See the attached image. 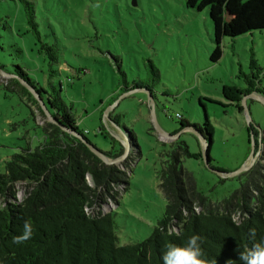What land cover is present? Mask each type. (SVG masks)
I'll return each mask as SVG.
<instances>
[{
    "label": "rangeland",
    "instance_id": "obj_1",
    "mask_svg": "<svg viewBox=\"0 0 264 264\" xmlns=\"http://www.w3.org/2000/svg\"><path fill=\"white\" fill-rule=\"evenodd\" d=\"M31 1L42 39L57 43L60 48L61 63L55 66L59 74L50 80L47 57L39 51L37 37L28 31L30 27L18 0H0V17L11 25V29L1 30L5 50H0V63L7 72L16 65L28 68L47 90L51 84L60 88L62 99L73 104L80 128L88 131L86 136L98 149L110 152L120 143L123 145L122 155H104V164L115 165L122 178L112 184V189L99 188L106 199L103 197L94 211L113 212L119 245L148 238L163 217L167 196L172 193L166 185V194L159 176L168 165L172 147L183 140L190 151H203L194 134L180 131L177 113L201 124L204 111L207 113L214 126L210 149L213 168L237 171L255 156L252 166L259 165V182H264V102L241 88L246 86L243 73H250L252 53L264 69V29L237 37L225 36L223 54L212 62L210 54L215 43L208 9L188 8L187 0ZM151 64L160 74L154 88L155 104L148 101L145 91L118 100L124 94L120 92L122 76L118 67L128 81L142 84L152 75ZM9 78L0 74V173L9 156L29 142L37 145L43 138V128L53 123L28 98L16 92L17 88L7 89ZM262 81L264 85V76ZM244 101L249 111L239 112L237 107ZM153 107L168 136L155 129ZM248 114L252 120L253 155L252 143L248 142ZM115 115H122L123 127L111 121ZM183 166L188 173L181 175L180 184L187 197L194 199L196 214L202 213L203 207L192 198L191 191L222 204L245 181L244 176L239 179L238 175H220L207 168L203 159L186 157ZM90 185H94L91 179ZM15 187L22 198L25 188L20 184ZM247 188L248 195L257 194L249 184ZM236 202L233 198L229 206ZM187 214L189 210L182 206L178 215ZM172 218L170 230L176 233L179 220Z\"/></svg>",
    "mask_w": 264,
    "mask_h": 264
},
{
    "label": "trees",
    "instance_id": "obj_2",
    "mask_svg": "<svg viewBox=\"0 0 264 264\" xmlns=\"http://www.w3.org/2000/svg\"><path fill=\"white\" fill-rule=\"evenodd\" d=\"M23 6L29 30L40 42L39 51L46 55L50 80L59 71L55 66L61 63V52L57 43L42 39L36 20L34 4L31 0H18ZM187 7L196 10L208 9L213 26L215 47L210 60L217 62L222 54V39L225 36L237 37L255 30L264 29V0H187ZM11 29L9 21L0 17V50L4 51L1 30ZM116 63L118 61L116 59ZM117 66V65H116ZM4 64L0 69L8 74L7 89L18 92L28 98L37 109L46 115L39 99L46 110L55 118L43 128V138L34 145L21 148L5 161L4 171L0 173V198L7 202L0 209V264H164L163 255L169 245H179L191 236H198L202 259L211 264H241L240 253L253 248L264 240V182H259L262 175L258 164L238 175L245 181L230 199L219 204L201 192L191 191L203 207V212L193 211L192 201L183 190L181 175L188 173L183 166L186 157L202 159V153L190 151L187 143L180 140L172 147L168 155L167 166L161 171L160 178L168 198L163 217L153 228L151 235L134 244L119 245L115 231L113 212L95 213V207L104 195L99 188L112 189V184L119 183L122 172L115 165H105L90 147L97 148L86 136L80 126V119L74 112L73 104L66 103L61 97V89L50 85L44 88L32 77L28 68L16 65L12 72H7ZM152 75L142 84L128 81L125 73L118 67L122 78L120 92H150L154 97V88L159 82V70L151 64ZM243 73V72H242ZM246 86L241 87L247 93H256L264 98L262 78L264 69L259 65L255 54H251L250 73H243ZM34 90L32 93L29 89ZM61 86V83H60ZM13 87V89L11 88ZM136 91V92H138ZM147 94V93H146ZM249 108V106H246ZM245 110L243 103L237 107ZM179 115L180 131L194 134L197 142L204 139L210 149L213 143L214 126L204 111L203 123L191 122ZM122 115H115L111 121L123 127ZM252 121V120H251ZM62 127L68 129L64 130ZM250 141L251 125L247 127ZM125 129V127H124ZM103 131V126L99 128ZM112 142L115 139L111 136ZM202 145V144H201ZM98 149V148H97ZM101 154L118 157L124 147ZM94 185H90L89 180ZM24 186L26 196L20 203L8 202L16 198V187ZM247 184L257 194L249 192ZM168 185V186H166ZM166 187V188H165ZM237 202L231 207L230 201ZM106 197H104V200ZM189 210L186 217L179 216L181 207ZM101 207V206H100ZM88 209V210H87ZM240 212L241 223L233 218ZM172 216L179 220L178 231L170 230ZM25 224L29 226L27 238L24 236Z\"/></svg>",
    "mask_w": 264,
    "mask_h": 264
},
{
    "label": "clouds",
    "instance_id": "obj_3",
    "mask_svg": "<svg viewBox=\"0 0 264 264\" xmlns=\"http://www.w3.org/2000/svg\"><path fill=\"white\" fill-rule=\"evenodd\" d=\"M29 226L25 224L24 236L27 238ZM199 237L191 236L179 245H169L163 255L164 264H207L202 257V252L198 244ZM241 264H264V240L255 244L252 249L240 253ZM211 264H216L213 260ZM231 264V260L228 261Z\"/></svg>",
    "mask_w": 264,
    "mask_h": 264
},
{
    "label": "water",
    "instance_id": "obj_4",
    "mask_svg": "<svg viewBox=\"0 0 264 264\" xmlns=\"http://www.w3.org/2000/svg\"><path fill=\"white\" fill-rule=\"evenodd\" d=\"M0 74H4V75H7V76H11V74H8V73H6V72H4V71H2L1 69H0ZM29 87V86H28ZM29 89H30V91L32 92V93H34V90L31 88V87H29ZM136 91H138V90H136ZM136 91H130V92H128V93H124L118 100H120L121 98H123V97H125V96H127V95H131V94H133V93H135ZM145 93H147V96H148V101H152V103L153 104H155L154 102V100L152 99V96H151V94H150V92H147V91H145ZM252 96H254L255 97V99H259L260 101H262V102H264V100H262L261 98H260V96L258 95V94H256V93H250ZM34 95L36 96V94L34 93ZM37 99H39V101H40V103H41V105H42V107H43V109L46 111V115L47 116H49L52 120H53V123H56V120H55V118H53L52 116H51V114L46 110V108H45V106H44V103H43V101L42 100H40V98L39 97H37ZM118 100H117V102H118ZM243 105H244V107H245V112L246 111H249V108H247L246 106H247V103H246V101H244L243 102ZM110 108V107H109ZM151 115H152V122L154 123V127H155V129L161 134V135H167L168 136V134H167V132H165L161 127H160V125H159V123H158V121H157V117H156V114H155V107H153V109H152V112H151ZM249 116L247 117V115H246V119H248V123H249V125H251V123H250V121H251V117H250V114H248ZM64 130H66V131H69L68 129H66V128H64V127H62ZM187 130H189V129H185V131H187ZM181 132H179V133H177V135H179ZM170 136V135H169ZM254 138H253V134H251V149H252V151H251V154L253 155V153H254V150H255V146H254ZM200 141H201V144H202V148H203V151H202V159H203V162H204V164H205V166L207 167V168H209V169H211V170H213V171H216L217 173H220V175H223V174H227L229 177H232V176H237V175H239V174H241V173H243V172H246V171H248L251 167H252V165L254 164V161H255V156L253 157V160H252V162L250 163V164H248V165H246V164H244V166L243 167H241L239 170H237V171H233V172H226V171H222V170H216L215 168H213L212 166H211V162H210V160H209V146H208V144L205 142V140L204 139H200ZM90 147H91V149L99 156V157H101L102 158V160L103 161H106L107 159L105 158V156L103 155V154H101V152L99 151V149H97V148H94L92 145H90ZM115 161V160H114ZM114 161H110V162H114Z\"/></svg>",
    "mask_w": 264,
    "mask_h": 264
},
{
    "label": "built area",
    "instance_id": "obj_5",
    "mask_svg": "<svg viewBox=\"0 0 264 264\" xmlns=\"http://www.w3.org/2000/svg\"><path fill=\"white\" fill-rule=\"evenodd\" d=\"M177 117H179V115L177 114L176 115ZM86 131V130H85ZM85 133H88V131H86ZM89 182H90V180H89ZM24 187V186H23ZM23 192H25V190H22ZM26 196V192H25V194H24V196L22 197V198H20L19 197V193H18V195H17V193H16V198L15 199H13V198H9L8 199V202H12V203H20V202H22L23 201V199H24V197ZM18 198V199H17ZM19 200V201H18ZM0 202H1V205H2V207H4L5 205H6V203L7 202H5V201H3L1 198H0ZM107 206V205H106ZM1 207V208H2ZM109 207V206H108ZM0 208V209H1ZM109 209H110V207H109ZM88 210V209H87ZM102 214H105L104 212H102ZM233 218H234V220L237 222V224H239V223H241V220H242V216H241V214H240V212H237V213H234L233 214Z\"/></svg>",
    "mask_w": 264,
    "mask_h": 264
},
{
    "label": "crops",
    "instance_id": "obj_6",
    "mask_svg": "<svg viewBox=\"0 0 264 264\" xmlns=\"http://www.w3.org/2000/svg\"><path fill=\"white\" fill-rule=\"evenodd\" d=\"M246 162V161H245Z\"/></svg>",
    "mask_w": 264,
    "mask_h": 264
},
{
    "label": "flooded vegetation",
    "instance_id": "obj_7",
    "mask_svg": "<svg viewBox=\"0 0 264 264\" xmlns=\"http://www.w3.org/2000/svg\"><path fill=\"white\" fill-rule=\"evenodd\" d=\"M246 177V176H245Z\"/></svg>",
    "mask_w": 264,
    "mask_h": 264
}]
</instances>
